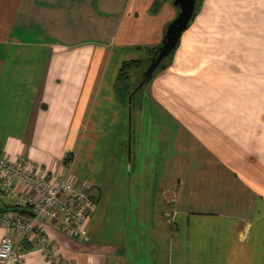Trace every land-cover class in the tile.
Returning a JSON list of instances; mask_svg holds the SVG:
<instances>
[{
	"label": "crops",
	"instance_id": "obj_1",
	"mask_svg": "<svg viewBox=\"0 0 264 264\" xmlns=\"http://www.w3.org/2000/svg\"><path fill=\"white\" fill-rule=\"evenodd\" d=\"M179 12L173 0H0V157L71 172L96 203L77 238L30 216L57 264H264V0H203L171 65L135 94L149 87L136 114L160 148L148 169L133 157L140 73L119 90V70L161 47ZM199 36L218 55L193 59ZM11 206L0 189V243ZM12 239L29 252L3 264H51L36 240Z\"/></svg>",
	"mask_w": 264,
	"mask_h": 264
},
{
	"label": "built area",
	"instance_id": "obj_2",
	"mask_svg": "<svg viewBox=\"0 0 264 264\" xmlns=\"http://www.w3.org/2000/svg\"><path fill=\"white\" fill-rule=\"evenodd\" d=\"M0 189L17 208L1 217V224L10 230V235L0 243V264L8 260L20 263L29 252L24 247H15L12 239L15 232L36 240L47 260L57 264L56 250L50 238L40 225L35 226L32 217L21 212L22 209L33 212L35 219L43 218L57 225L72 238L81 236L96 210L89 185L77 183L71 172L58 175L48 166L43 167L29 158L0 157Z\"/></svg>",
	"mask_w": 264,
	"mask_h": 264
},
{
	"label": "water",
	"instance_id": "obj_3",
	"mask_svg": "<svg viewBox=\"0 0 264 264\" xmlns=\"http://www.w3.org/2000/svg\"><path fill=\"white\" fill-rule=\"evenodd\" d=\"M174 5L180 8L177 18L170 23L167 32L163 39L162 46L158 48L155 55L150 58V64L142 73L143 81L139 88L145 83L152 80L155 71L159 68L161 63L170 57V55L177 49L183 33L188 29L192 19L194 18L197 1L198 0H173ZM23 214L34 216V213L27 209H22Z\"/></svg>",
	"mask_w": 264,
	"mask_h": 264
},
{
	"label": "rangeland",
	"instance_id": "obj_4",
	"mask_svg": "<svg viewBox=\"0 0 264 264\" xmlns=\"http://www.w3.org/2000/svg\"><path fill=\"white\" fill-rule=\"evenodd\" d=\"M19 35H21V37L23 38H27V37H31V38H36V37H39V35H28L22 31V32H19ZM215 35H217L214 39L211 37L210 39L212 40H219L218 39V34L215 33ZM208 39V38H207ZM202 40L201 36L197 37V46H194V51H193V54H191V56L195 57L193 59H197V58H201L202 56H208V55H218L219 53V50L217 49H210V50H207L205 48H202ZM204 44V43H203ZM224 51L228 52L227 50H222L221 53H223ZM200 61V60H199ZM200 67V65H199ZM160 72H155L154 73V78L159 74ZM139 80V79H138ZM133 83H136L134 82V80H131ZM149 89L148 86H145L144 89H143V92L145 93L147 90ZM142 91H140L135 97L133 100H130L128 99V104L132 107L133 106V111L134 112V116L136 117L137 119V114H136V107L139 106V102L142 100V96H143V92L141 93ZM132 109V108H131ZM135 119V120H136ZM151 119V116L149 115V113L147 114V117L146 119L142 120L143 124L137 119L138 122H140V128L141 126L144 127L142 129V132L140 133V142L137 146H133L134 147V153H133V157H137L138 160V164L139 166L142 168V167H147V169L152 165L153 166V163L155 162V159L154 157H152L151 159L149 158V153L150 151L152 152V154L154 155L155 151H156V146L158 145H155V144H151L152 143V137H151V134H150V131L151 129L148 128V123L150 122ZM137 121L134 122L133 124V138L135 137V135L137 134V131L139 130L138 125H137ZM151 123V122H150ZM146 124V125H145ZM141 131V130H140ZM154 139V138H153ZM134 143V142H133ZM160 148V146H158ZM8 199V198H7ZM9 200V199H8Z\"/></svg>",
	"mask_w": 264,
	"mask_h": 264
},
{
	"label": "trees",
	"instance_id": "obj_5",
	"mask_svg": "<svg viewBox=\"0 0 264 264\" xmlns=\"http://www.w3.org/2000/svg\"><path fill=\"white\" fill-rule=\"evenodd\" d=\"M202 2L203 0H198L197 1V9L194 15V18L196 17L197 13L200 11L201 6H202ZM194 18L192 19L191 22H193ZM191 24V23H190ZM159 48V47H158ZM158 48H154L151 50H148L151 54L149 55V57L145 60H132V61H125L123 62L120 70H119V74H118V80H117V85L119 87V90L122 88L123 89H127L128 83H129V79L132 78V74H141V76L138 75L139 80L136 83H133L131 85H129L128 88V99L133 100L135 94L138 92V88H139V84H141V82L143 81L142 79V73L147 69V67L150 64V58H152L156 51L158 50ZM174 54L175 51L170 55L169 58H167L166 60H164L161 65L159 66V68L155 71V72H161L166 70L171 63L173 62V58H174ZM137 77V76H136ZM154 78V76H153ZM72 159L68 158L65 163L69 164L71 163ZM13 209L17 210L16 206H11ZM26 249V248H25Z\"/></svg>",
	"mask_w": 264,
	"mask_h": 264
}]
</instances>
